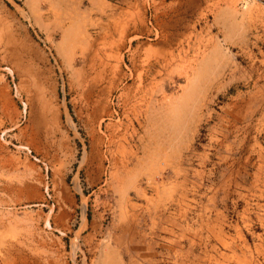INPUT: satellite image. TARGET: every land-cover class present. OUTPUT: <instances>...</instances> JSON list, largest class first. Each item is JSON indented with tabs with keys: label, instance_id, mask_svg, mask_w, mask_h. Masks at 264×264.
Instances as JSON below:
<instances>
[{
	"label": "rangeland",
	"instance_id": "1",
	"mask_svg": "<svg viewBox=\"0 0 264 264\" xmlns=\"http://www.w3.org/2000/svg\"><path fill=\"white\" fill-rule=\"evenodd\" d=\"M0 264H264V0H0Z\"/></svg>",
	"mask_w": 264,
	"mask_h": 264
}]
</instances>
